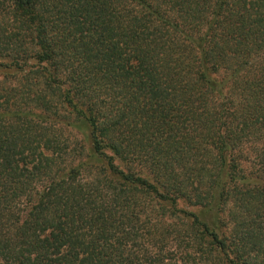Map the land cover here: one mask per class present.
I'll return each instance as SVG.
<instances>
[{
    "label": "trees",
    "instance_id": "1",
    "mask_svg": "<svg viewBox=\"0 0 264 264\" xmlns=\"http://www.w3.org/2000/svg\"><path fill=\"white\" fill-rule=\"evenodd\" d=\"M0 264H264V0H0Z\"/></svg>",
    "mask_w": 264,
    "mask_h": 264
},
{
    "label": "rangeland",
    "instance_id": "2",
    "mask_svg": "<svg viewBox=\"0 0 264 264\" xmlns=\"http://www.w3.org/2000/svg\"><path fill=\"white\" fill-rule=\"evenodd\" d=\"M179 206H181L182 208H187L185 204H180Z\"/></svg>",
    "mask_w": 264,
    "mask_h": 264
}]
</instances>
